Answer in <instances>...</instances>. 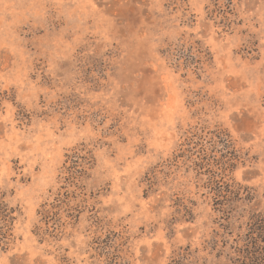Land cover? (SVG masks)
<instances>
[{
    "label": "rangeland",
    "instance_id": "374dc122",
    "mask_svg": "<svg viewBox=\"0 0 264 264\" xmlns=\"http://www.w3.org/2000/svg\"><path fill=\"white\" fill-rule=\"evenodd\" d=\"M220 131L252 195L231 220L195 162ZM0 188V264H170L187 246L186 264H230L238 213L264 208V0H0Z\"/></svg>",
    "mask_w": 264,
    "mask_h": 264
},
{
    "label": "trees",
    "instance_id": "16d2710c",
    "mask_svg": "<svg viewBox=\"0 0 264 264\" xmlns=\"http://www.w3.org/2000/svg\"><path fill=\"white\" fill-rule=\"evenodd\" d=\"M208 141L212 143L208 152L204 148V153H202L204 155L198 157L199 161L204 162V164L198 163V159L195 162L198 167L206 168L210 183L215 184L217 191L214 193V199L218 202L217 204L222 205L217 210L223 213L224 219L231 220L235 217L237 204L249 203L252 200V195L246 189L242 191L239 184L226 179L227 172L233 170L236 162L239 161L229 135L220 131L216 140L210 139ZM216 145L221 146L219 154L221 158H212V162L209 161L211 160L210 155H214L212 152L216 150ZM244 192L245 195H242ZM15 210L6 202L5 193L0 188V249H7L13 241L12 226L16 217ZM245 216L247 217L245 222L247 227L243 233L244 236L239 237L236 245L231 246L233 256L227 255L228 260L231 262L230 264H264V208H252L249 205L248 214L244 215L241 211L237 218ZM181 251L177 253L170 264H186L185 262L191 256L189 246Z\"/></svg>",
    "mask_w": 264,
    "mask_h": 264
}]
</instances>
